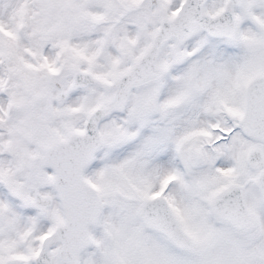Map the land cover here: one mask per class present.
I'll return each instance as SVG.
<instances>
[{
	"label": "snow or ice",
	"instance_id": "obj_1",
	"mask_svg": "<svg viewBox=\"0 0 264 264\" xmlns=\"http://www.w3.org/2000/svg\"><path fill=\"white\" fill-rule=\"evenodd\" d=\"M0 264H264V0H0Z\"/></svg>",
	"mask_w": 264,
	"mask_h": 264
}]
</instances>
